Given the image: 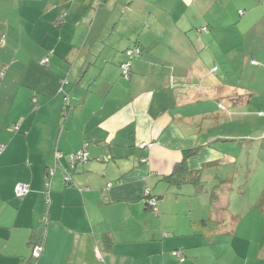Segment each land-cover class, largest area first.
<instances>
[{"label": "crops", "instance_id": "crops-1", "mask_svg": "<svg viewBox=\"0 0 264 264\" xmlns=\"http://www.w3.org/2000/svg\"><path fill=\"white\" fill-rule=\"evenodd\" d=\"M248 63L264 64V0H0V264H29L36 231L34 264H264L211 131L249 118ZM180 164L202 194L167 181Z\"/></svg>", "mask_w": 264, "mask_h": 264}, {"label": "rangeland", "instance_id": "rangeland-1", "mask_svg": "<svg viewBox=\"0 0 264 264\" xmlns=\"http://www.w3.org/2000/svg\"><path fill=\"white\" fill-rule=\"evenodd\" d=\"M260 68L262 71L256 70ZM243 83L253 91L255 96L253 103L245 104L242 110L249 118H246L245 122H229V125H222L211 130L215 134L219 133L223 140H227L220 146L228 147L229 155L233 157L230 161L232 163L236 161V165L228 162L229 165L225 164L221 167L219 173L222 176L219 175L216 184L223 181L225 187H222V190L229 202L231 213L240 215L245 222L243 225L245 236L248 233L252 235L261 232L260 235L264 238V213L257 207L264 190V64L248 63L244 69ZM258 83H261V86L257 85ZM219 109L220 114L223 117L226 116V108L219 107ZM229 114L232 115L230 112ZM231 115L228 117L229 120ZM234 166L237 167L236 172L233 170ZM225 172L228 175L225 176ZM208 176L214 175L209 172ZM188 186L191 187V185ZM201 202L205 201L201 200ZM190 209H199V206L193 205ZM240 236L242 238V233Z\"/></svg>", "mask_w": 264, "mask_h": 264}, {"label": "trees", "instance_id": "trees-1", "mask_svg": "<svg viewBox=\"0 0 264 264\" xmlns=\"http://www.w3.org/2000/svg\"><path fill=\"white\" fill-rule=\"evenodd\" d=\"M128 52L131 53V55L128 56L129 58L126 55V53H128ZM47 54H48V56L53 55V51L50 50ZM138 54H140V50H139L138 47L131 48V49H129V50H127L125 52L126 59L127 60L129 59V61L131 59H133L134 56H136ZM48 56L45 57V58H47L48 62L45 65H43V66H46V67L48 66V64H49ZM68 101H69V99L65 95V98L63 99L64 105L62 107V112H64L66 110V106L68 105ZM56 155H58V154L55 153V156ZM58 165H59V163H58ZM76 166H74V168H71L69 165H67V168H65L63 166H60V168L64 171V173H67L68 170H72V171L75 170ZM166 179L170 183H175L176 186L192 185L193 187H195V194L196 195L202 193V188H201L200 175H199V173L198 172L188 173L186 170H184V168H182V165L181 164L180 165H176L174 172H172V174L170 176H168ZM14 194H15V190H14ZM148 197L152 198V196H150V195ZM148 197H147V199L149 200ZM20 199H22V198H20ZM148 200H146V204H147L148 208H150L151 210H153V208L148 205ZM263 201H264V190L262 191V193L260 195V199L258 200V203H259L258 205L262 206ZM42 235H43V232L42 231L32 232V234L30 235V240H29L30 248H31V245L33 244V240H34L33 238H36V241L38 240L40 242L42 240ZM172 255L174 257H177L178 260H179V262H183L184 259L182 258V255L181 254H180V257L176 256L174 253H172ZM35 262H36V258H34L33 255L31 254L30 259H29V264H34Z\"/></svg>", "mask_w": 264, "mask_h": 264}, {"label": "built area", "instance_id": "built-area-1", "mask_svg": "<svg viewBox=\"0 0 264 264\" xmlns=\"http://www.w3.org/2000/svg\"><path fill=\"white\" fill-rule=\"evenodd\" d=\"M127 57L131 55L130 52L126 53ZM129 58V57H128ZM48 62L47 58H45L44 60H42V65H45L46 63ZM129 67H130V62L129 60L126 61V63H124L122 66H121V71H122V76L124 77H128L129 75ZM15 130H17V127H14ZM4 149V146H1L0 145V153L1 151ZM56 159L60 158L59 155H56L55 156ZM88 158H87V153L86 151L83 149V150H80L76 153H73V154H70L68 157H67V161H68V165L71 167V168H74V166L76 165H82V164H85L87 162ZM54 174V168L52 169H48L46 171V178H50L52 177ZM65 182L66 183H70L71 182V177L68 175V174H65ZM29 193V186L26 185V184H18L16 187H15V195L17 198H23L25 197L27 194ZM155 201L150 199L148 200V205L152 208L155 207ZM33 244L31 245V254L33 255L34 258H38L41 254V241L39 242L38 240L36 241V238H33ZM174 254L178 257H180V253L179 252H174Z\"/></svg>", "mask_w": 264, "mask_h": 264}, {"label": "clouds", "instance_id": "clouds-1", "mask_svg": "<svg viewBox=\"0 0 264 264\" xmlns=\"http://www.w3.org/2000/svg\"><path fill=\"white\" fill-rule=\"evenodd\" d=\"M88 161V160H87ZM68 162V161H67ZM87 163V162H86ZM49 179V178H48Z\"/></svg>", "mask_w": 264, "mask_h": 264}, {"label": "water", "instance_id": "water-1", "mask_svg": "<svg viewBox=\"0 0 264 264\" xmlns=\"http://www.w3.org/2000/svg\"><path fill=\"white\" fill-rule=\"evenodd\" d=\"M65 174H67V173H65Z\"/></svg>", "mask_w": 264, "mask_h": 264}]
</instances>
